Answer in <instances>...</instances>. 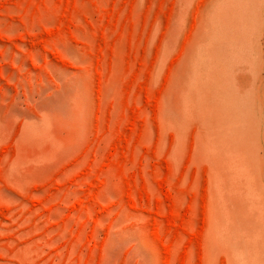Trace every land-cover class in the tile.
Returning <instances> with one entry per match:
<instances>
[{
  "label": "rangeland",
  "instance_id": "374dc122",
  "mask_svg": "<svg viewBox=\"0 0 264 264\" xmlns=\"http://www.w3.org/2000/svg\"><path fill=\"white\" fill-rule=\"evenodd\" d=\"M0 264H264V0H0Z\"/></svg>",
  "mask_w": 264,
  "mask_h": 264
}]
</instances>
